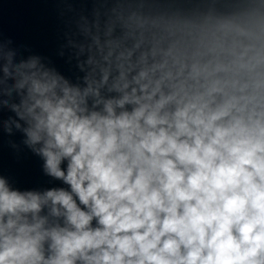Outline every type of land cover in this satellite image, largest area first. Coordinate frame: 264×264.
<instances>
[{
  "label": "clouds",
  "instance_id": "9594fccd",
  "mask_svg": "<svg viewBox=\"0 0 264 264\" xmlns=\"http://www.w3.org/2000/svg\"><path fill=\"white\" fill-rule=\"evenodd\" d=\"M138 29L83 86L0 49V124L67 186L0 177V264H264V13Z\"/></svg>",
  "mask_w": 264,
  "mask_h": 264
},
{
  "label": "water",
  "instance_id": "95a60500",
  "mask_svg": "<svg viewBox=\"0 0 264 264\" xmlns=\"http://www.w3.org/2000/svg\"><path fill=\"white\" fill-rule=\"evenodd\" d=\"M264 13V0H0V49L18 63L39 58L70 83L83 86L95 37L123 41L142 20L203 23L227 14ZM130 43V40L128 41ZM84 65L81 70L80 65ZM11 102H18L13 93ZM16 119L8 107L0 121ZM14 127L0 124V177L20 191L67 187L46 175L43 159Z\"/></svg>",
  "mask_w": 264,
  "mask_h": 264
}]
</instances>
